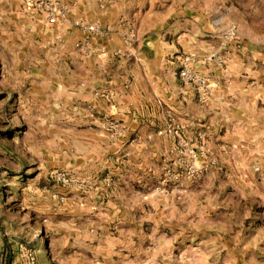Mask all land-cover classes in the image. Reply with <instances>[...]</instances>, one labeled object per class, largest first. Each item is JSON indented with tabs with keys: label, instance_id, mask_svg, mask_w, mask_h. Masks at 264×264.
<instances>
[{
	"label": "rangeland",
	"instance_id": "rangeland-1",
	"mask_svg": "<svg viewBox=\"0 0 264 264\" xmlns=\"http://www.w3.org/2000/svg\"><path fill=\"white\" fill-rule=\"evenodd\" d=\"M40 1L0 0V264H264V0ZM110 30L173 90L113 107Z\"/></svg>",
	"mask_w": 264,
	"mask_h": 264
},
{
	"label": "crops",
	"instance_id": "crops-1",
	"mask_svg": "<svg viewBox=\"0 0 264 264\" xmlns=\"http://www.w3.org/2000/svg\"><path fill=\"white\" fill-rule=\"evenodd\" d=\"M110 3L108 0H78L76 6L77 10H81L91 5L99 11L104 10L103 13H106V7ZM102 23H104L103 20ZM69 26L74 27L72 24ZM112 35L113 32L110 30V36L103 40L107 47V52L103 56L98 55L99 58H92L90 61L78 57L76 60L80 65H94V75H98V84L113 92V101L111 102L113 107L117 106L119 111L126 109V107L123 109L122 105H119L121 102L119 99L124 95H128V97L136 94L141 95L142 91L152 90V92H155L158 88L165 89L168 92L173 90L172 81H178L176 75H156L152 70V64L143 61L142 55L137 52L135 47H130V45L125 46L128 50L127 56L117 54L114 52L116 43ZM97 44L101 45V43ZM171 67L168 69L169 73L172 72Z\"/></svg>",
	"mask_w": 264,
	"mask_h": 264
},
{
	"label": "built area",
	"instance_id": "built-area-1",
	"mask_svg": "<svg viewBox=\"0 0 264 264\" xmlns=\"http://www.w3.org/2000/svg\"><path fill=\"white\" fill-rule=\"evenodd\" d=\"M39 6L43 7L47 12V21L49 23H57L60 20L64 19L68 14L69 10L66 6L59 4L58 0H50V1H40ZM74 25L81 30L91 33L93 35L103 36L107 34V31L103 29L98 23H86L81 20L74 21ZM86 44H89L88 42ZM93 51L98 50L100 52L105 51V47H100L98 49H92ZM186 73L184 71L181 72L180 76L186 77Z\"/></svg>",
	"mask_w": 264,
	"mask_h": 264
}]
</instances>
